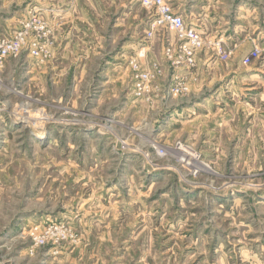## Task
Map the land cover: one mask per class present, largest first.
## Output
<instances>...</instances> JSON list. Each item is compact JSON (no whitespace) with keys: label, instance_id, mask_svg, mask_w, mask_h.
I'll return each instance as SVG.
<instances>
[{"label":"rangeland","instance_id":"rangeland-1","mask_svg":"<svg viewBox=\"0 0 264 264\" xmlns=\"http://www.w3.org/2000/svg\"><path fill=\"white\" fill-rule=\"evenodd\" d=\"M31 1L0 0V27L20 9L19 29L35 10L47 20ZM115 1H70L88 17L67 40L72 62L85 65L81 81L31 84L21 56L10 57L18 63L12 75L0 73V264H264V88L245 91L238 81L226 87L222 79L225 68L226 75L235 68L226 33L234 37L240 20L253 33L256 23L264 26V0H221L220 32L204 16V33L232 54L201 50L209 66L198 63L197 83L204 74L211 82L204 92L191 87L153 105L135 95L129 62L137 57L127 61L132 82L97 84L110 56L119 53L124 66L120 54L131 40L126 24L114 34L108 29L126 10ZM132 11L133 44L160 39L143 36L141 19L151 14L140 0ZM54 37L50 59L31 57L41 66L55 56ZM255 48L260 57L246 66L264 61V44L253 39L248 54ZM25 113L32 124L22 120ZM183 148L199 156L202 171L195 159H180ZM57 222L75 239L30 255L31 230Z\"/></svg>","mask_w":264,"mask_h":264},{"label":"crops","instance_id":"crops-1","mask_svg":"<svg viewBox=\"0 0 264 264\" xmlns=\"http://www.w3.org/2000/svg\"><path fill=\"white\" fill-rule=\"evenodd\" d=\"M117 1H119L121 7H123L124 9L126 8V10H124L120 16L115 15V17L111 18L108 29L110 30L111 34H114L115 32L124 29L126 24L127 32L125 33L127 38L131 40H128L126 42V45L123 46V51L120 54L125 59L121 61H126V63H124V66L122 63H119L120 61L118 62L119 59L117 57L119 53H117L116 56H110L103 68L101 67L98 70V75L100 78L97 79V84H100V86L102 87L111 86L113 84L115 85L117 82L124 83L129 77L132 82L130 68L127 66V61L131 56L137 57L138 60H140V62L142 63H147L150 60H159L163 58V51L165 46L163 40L157 39L151 42L149 46L140 43H137V46L133 44V39L136 32L134 30V27H130L129 30V21L134 22L135 19L132 11V6H134L135 0H116L115 2ZM168 1L173 6L175 12L184 16L188 24L195 26L200 31L204 32L203 25H205V23H203V19L205 16V19L208 20V22L206 21V24L210 25V21L211 25L214 27V29H216L215 32H220L219 30L221 28V23L216 20L218 14H216L215 8H218L221 3V6H223V0ZM31 6L36 7L37 9L40 8V10L42 11L41 14L43 13L50 25L53 26L54 34L58 39L55 49V56L53 60L49 61V63L45 66H41L40 64H38L35 59L29 56L26 50L23 51L20 58H23L24 64L27 63L26 70L27 74L30 76L29 80L31 84H34L45 77L53 86L61 85L70 87V80L78 79L79 81H81V76L85 71V65H81L80 62H77V64L72 62L70 58L69 43L67 40L69 39L72 32H79L81 29L85 28V24H88L86 11L82 9L79 4L78 8H71L70 0H32ZM211 8L213 9V11L208 12ZM240 9L242 8L240 7ZM22 12V9L16 10L9 16V18L4 21L5 26L0 27V36L12 37L15 34V32L20 28L18 23H20L22 20V18L20 17L22 16ZM242 16L243 15H241V17ZM145 19L146 18H142L140 22L143 24L146 23L143 36H145L150 23V18L147 20V22H145ZM222 23L224 26H226V30L230 29V27L227 26L225 18H223ZM243 23L244 22L240 20V22L235 25L233 29L234 37H232V35L228 36V34L226 33V40L231 41V44L235 46V54L232 60L234 63L232 67L235 68L229 71L227 75L225 68L224 74H222V79L226 80V87H228L231 83L238 81L239 83L245 85V91H250L248 89L258 87L264 88V86H262L264 85V61L261 63H254L251 66H246V64L244 65V63L242 64V61L244 57L252 50L253 39L256 42L264 44V26L262 25V23H256L253 33L250 29L244 28ZM207 25L206 27H208ZM250 39L252 42L249 41ZM112 53L113 52H111L110 54ZM198 61V63H200V66H202L204 70L205 66L206 68H208L209 56L207 54L202 53L200 56H198ZM16 66H18V63L15 60L8 58L5 62L4 68L0 71V73L5 72L12 75V73L16 71ZM8 69H10L11 71H8ZM76 72H79L80 75L78 74V76H76ZM208 77L209 76L207 74H204L200 82L192 86V92L196 94V92L200 91V94H202L204 92V86L207 84L205 86L207 88L208 84L211 83L210 81H208ZM246 85L248 86L247 88ZM223 89L226 90V88ZM240 91H243V89H240ZM174 112H178L177 108H173L171 113L168 114L170 118L171 115L174 114Z\"/></svg>","mask_w":264,"mask_h":264},{"label":"built area","instance_id":"built-area-1","mask_svg":"<svg viewBox=\"0 0 264 264\" xmlns=\"http://www.w3.org/2000/svg\"><path fill=\"white\" fill-rule=\"evenodd\" d=\"M141 4L151 14L145 38L149 41L163 38L165 47L161 60H150L147 63L137 58L130 60L134 92L139 99L153 105L158 99L185 96L199 79L198 54L201 50L210 47L223 59L232 54L226 51L223 40L216 42L197 27L188 24L183 15L174 11L168 0H141ZM54 46V28L35 10L12 37L0 36V69L8 58H18L25 50L29 56L43 63L52 57ZM259 57L260 51L255 48L244 58V63L250 64ZM160 150L166 151L163 147ZM197 157L198 162H202ZM30 235L33 242L29 249L30 255H34L38 247L56 246L76 237L64 222L35 226Z\"/></svg>","mask_w":264,"mask_h":264},{"label":"bare ground","instance_id":"bare-ground-1","mask_svg":"<svg viewBox=\"0 0 264 264\" xmlns=\"http://www.w3.org/2000/svg\"><path fill=\"white\" fill-rule=\"evenodd\" d=\"M26 108H28V107H26ZM43 118L44 119H47V117H43ZM22 120L25 121L26 123H31V124H32V121H34L32 119V117L26 116V113L24 115L22 114ZM178 154H179L180 159L183 160V161H185V162H187V163H190V161H193L194 159L198 162V159H197L198 158L197 157L198 155L191 154L187 149H182V151H180V153H178ZM198 163H199V164H197V168L198 169H204L205 168L206 165L203 162H198Z\"/></svg>","mask_w":264,"mask_h":264}]
</instances>
